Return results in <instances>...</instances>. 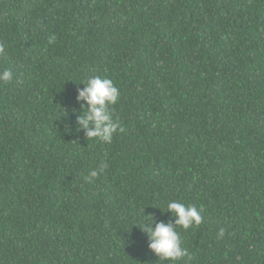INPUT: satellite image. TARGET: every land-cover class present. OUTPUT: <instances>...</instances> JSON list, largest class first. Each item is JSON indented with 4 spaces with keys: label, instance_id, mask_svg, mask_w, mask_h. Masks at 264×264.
I'll return each mask as SVG.
<instances>
[{
    "label": "trees",
    "instance_id": "obj_1",
    "mask_svg": "<svg viewBox=\"0 0 264 264\" xmlns=\"http://www.w3.org/2000/svg\"><path fill=\"white\" fill-rule=\"evenodd\" d=\"M0 45V264H172L137 227L169 201L203 217L176 264H264V0H0ZM94 75L111 144L75 123Z\"/></svg>",
    "mask_w": 264,
    "mask_h": 264
},
{
    "label": "clouds",
    "instance_id": "obj_2",
    "mask_svg": "<svg viewBox=\"0 0 264 264\" xmlns=\"http://www.w3.org/2000/svg\"><path fill=\"white\" fill-rule=\"evenodd\" d=\"M55 39L54 35L49 37V43H54ZM4 51V46L0 45V55H3ZM12 79L11 69L0 70V83H8ZM81 83L83 87L77 89L76 95V100L80 103V114L75 117L77 131L82 130L87 140L97 139L111 144L114 135L123 130L119 118H114L111 111V107L119 102L120 91L111 79L98 75L91 76ZM107 167V163H102L99 171H90L85 179L91 181ZM162 212L169 213L173 219L168 222H157L151 216L150 222L136 226L146 233L147 247L158 257V260L171 261L172 264H176L187 255V250L182 247V237L177 227L187 230L190 227L199 226L203 219L202 209L195 205L169 201ZM224 231L221 228L218 237H223Z\"/></svg>",
    "mask_w": 264,
    "mask_h": 264
}]
</instances>
